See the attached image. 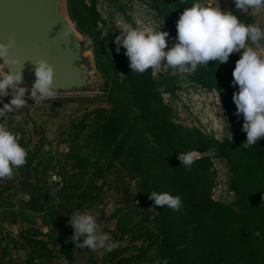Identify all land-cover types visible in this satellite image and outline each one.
<instances>
[{
	"label": "trees",
	"instance_id": "trees-1",
	"mask_svg": "<svg viewBox=\"0 0 264 264\" xmlns=\"http://www.w3.org/2000/svg\"><path fill=\"white\" fill-rule=\"evenodd\" d=\"M147 1L176 34V23L185 8L193 3L208 6L203 0ZM70 12L86 34L90 32L89 21L94 20L96 25L99 19L95 3L89 7L81 0H70ZM239 18L247 21L244 15ZM94 46L98 68L107 79L111 108L96 110L90 126L85 123L89 115L79 120L76 138H84L85 147L93 146L94 153L100 152L105 158L103 170L125 167L137 181L140 205L154 208L151 215L135 223L126 216L110 217L115 223L108 232L118 246L106 249L104 264H150L155 260L164 264H264V138L257 145L244 144V120L235 115L232 99L239 87L232 84V72L241 53L230 54L229 60L220 65L210 60L209 65L199 66L197 72L200 84L219 92L230 116L233 138L222 142L169 119L168 107L158 91L161 83L152 68L133 73L126 49L121 47L117 52L113 42L110 55L99 41ZM22 146L27 149L26 163L33 165L35 156L29 145ZM193 150L214 152L231 164L232 188L239 197L240 211L213 199L208 180L210 158L195 160L190 167L182 165L179 153ZM70 159L73 170H77L73 177L83 179L89 175L92 161L88 157L75 152ZM80 189L66 193L63 185L61 198L70 205L64 219L75 212H93L99 203L92 186ZM152 191L180 195L182 208L173 211L167 205H155L149 198ZM41 199L42 204L36 196L23 201L28 213L21 212L20 216L30 225L17 237L0 227V264L2 257L9 258L8 264H45L72 258L74 242L64 220L58 217L57 203L53 198ZM31 213L40 214L48 231L37 226ZM19 252L26 254L25 259L16 258Z\"/></svg>",
	"mask_w": 264,
	"mask_h": 264
},
{
	"label": "rangeland",
	"instance_id": "rangeland-1",
	"mask_svg": "<svg viewBox=\"0 0 264 264\" xmlns=\"http://www.w3.org/2000/svg\"><path fill=\"white\" fill-rule=\"evenodd\" d=\"M203 1L208 6L220 7L221 10L234 12L238 16L242 14L241 10L236 8L234 0ZM81 2L89 7L95 3L99 19L96 25L93 24L94 20L89 21L88 34L83 33L73 20L76 27L84 36L92 40L93 46L96 40L99 41L110 55L112 44L124 27L123 22L140 29L159 30L160 28L161 31L169 32L165 51L173 47L176 42L177 34L147 0H81ZM78 4H81L80 1ZM165 65L166 60L161 62L162 68ZM198 69L199 66L195 70L189 68L183 72L170 67L166 72L163 69H153L155 78L161 83L158 91L164 105L168 107L169 119L186 129L199 130L208 138L222 142L231 141L233 130L222 97H220V105L219 92L206 88L197 81ZM102 77L104 84L99 93L54 96L40 104H36L30 96L26 95L28 103L23 109L14 110L6 117L0 118L9 131L21 134L19 142L21 145L22 143L29 145V150L35 156L33 165L29 164V166L25 163L15 170L11 179L0 180V227L12 236L17 237L23 228L30 225L20 216L21 212L28 213L23 207V201L36 196L42 204L43 196L48 200L53 198L57 203L58 217L61 221L64 220L66 228L71 231L70 238H72L74 229L70 223L71 216L64 219L70 205L61 198L63 185L66 189L63 192L66 193L77 187H81L80 191L87 186L94 188L99 203L93 208V212L92 210L88 212L97 217L103 232L114 227L115 222L110 219L111 216L115 215L118 218L126 216L131 223H135L153 213L154 208L146 204L140 205L137 181L132 179L125 167L116 166L109 171L103 170L105 158L100 152L94 153L93 146L85 147L84 138L78 140L76 138L79 132L77 128L79 120L89 115L85 123L90 126L94 121L96 110L111 108L106 90L107 79L103 74ZM165 78H170L171 81L166 82ZM10 99L11 95L0 98L3 103L10 102ZM75 152L92 161L89 175L83 179L73 177L77 170H73L74 165L70 155ZM202 158L212 160L208 180L211 183L210 193L213 199L240 211V206L237 204L239 197L232 188L234 174L231 164L217 157L214 152H197L195 160ZM70 184L73 188H70ZM30 218L37 222L39 228L48 231L46 222L40 218V214L31 213ZM105 249L101 252H105ZM14 255L16 257V254ZM18 255L17 259H25L24 252H19ZM2 261L3 264H8L9 258L2 257ZM150 264L164 263L155 260Z\"/></svg>",
	"mask_w": 264,
	"mask_h": 264
},
{
	"label": "clouds",
	"instance_id": "clouds-1",
	"mask_svg": "<svg viewBox=\"0 0 264 264\" xmlns=\"http://www.w3.org/2000/svg\"><path fill=\"white\" fill-rule=\"evenodd\" d=\"M238 10L254 12L264 11V0H234ZM121 34L116 36L117 52L123 47L125 55L130 61L132 72L144 73L146 70L170 67L180 72L189 68L195 70L198 66L209 65V61H216L219 65L227 62L232 53H241L232 72L233 86L238 90L233 93L238 117L242 116L244 123L242 131L246 133V145H257L264 138V58L258 50L249 46L248 41L256 42L264 39V31L258 26L243 23L239 16L231 11H223L220 7L205 6L193 3L185 8L177 23L175 44L168 51L167 40L169 32L152 28H136L127 22ZM67 38L68 30L64 31ZM16 44L10 39L7 44L0 43V61L3 66L20 64L19 60H9V51ZM243 49V51H242ZM166 60L162 68L161 62ZM54 67L45 59L36 61L31 100L36 104L49 100L56 95L54 86ZM123 75V74H122ZM23 81L22 70L7 71L0 75V98L11 95L10 102L2 103L0 118L14 110L23 109L27 103L26 88L20 86ZM221 95H219V103ZM21 134L9 131L6 124L0 120V180L11 179L15 170L26 163L27 149L19 142ZM197 157L195 150L179 153L182 165L190 167ZM149 198L155 205H167L168 209L179 211L183 206L180 195L173 196L169 192L152 191ZM71 226L74 229L72 240L79 248L92 249L115 248L110 235L101 230L97 217L89 212L73 213ZM259 234V233H257Z\"/></svg>",
	"mask_w": 264,
	"mask_h": 264
},
{
	"label": "water",
	"instance_id": "water-1",
	"mask_svg": "<svg viewBox=\"0 0 264 264\" xmlns=\"http://www.w3.org/2000/svg\"><path fill=\"white\" fill-rule=\"evenodd\" d=\"M70 35L65 38L64 31ZM15 39L9 60L21 63L3 66L7 71L23 72L20 86L30 96L36 80V61L47 60L55 70L56 95L99 93L104 84L94 52L93 42L76 27L69 0H0V43Z\"/></svg>",
	"mask_w": 264,
	"mask_h": 264
},
{
	"label": "crops",
	"instance_id": "crops-1",
	"mask_svg": "<svg viewBox=\"0 0 264 264\" xmlns=\"http://www.w3.org/2000/svg\"><path fill=\"white\" fill-rule=\"evenodd\" d=\"M241 15H244L247 20L243 23L258 26L264 31V11L257 13L250 9L245 14L242 13ZM249 46L257 49L261 58H264V39L256 42L248 41L246 47ZM101 230L103 231L102 227ZM106 232L109 233L108 230ZM101 250L102 249H92L90 247L79 248L76 246V243H74L72 258L65 257L63 259H55L45 264H104L103 258L105 252L102 253Z\"/></svg>",
	"mask_w": 264,
	"mask_h": 264
},
{
	"label": "built area",
	"instance_id": "built-area-1",
	"mask_svg": "<svg viewBox=\"0 0 264 264\" xmlns=\"http://www.w3.org/2000/svg\"><path fill=\"white\" fill-rule=\"evenodd\" d=\"M247 11H248V10H247ZM247 11H242V10H241V13L245 14Z\"/></svg>",
	"mask_w": 264,
	"mask_h": 264
}]
</instances>
